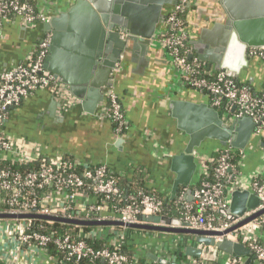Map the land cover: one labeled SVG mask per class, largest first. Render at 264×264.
Masks as SVG:
<instances>
[{
  "label": "built area",
  "instance_id": "built-area-1",
  "mask_svg": "<svg viewBox=\"0 0 264 264\" xmlns=\"http://www.w3.org/2000/svg\"><path fill=\"white\" fill-rule=\"evenodd\" d=\"M33 1L36 2L35 6ZM38 1L0 0V29L12 19H19L24 27L31 30L49 23L52 15L40 10ZM196 2L177 0L154 43L165 52L185 87L201 92L227 124L251 119L255 124L254 138L264 142V91L254 92L241 83L234 73L224 69L211 72L198 59L190 58L191 43L185 17ZM51 38L50 33L40 35L26 62L0 74V214H35L79 221H119L124 224L139 223L140 218L147 215L166 216L165 203L155 194L141 193L138 198L131 197L125 206H112V202L123 197V192L117 183V175L108 166H89L64 155L51 158L41 148L30 146L7 132L10 108L19 107L38 90L64 89L63 84L44 67ZM247 54L264 60V48H252ZM108 99L105 117L113 124L116 133L124 135L129 130V123L122 104L112 90L108 92ZM74 101L77 102L76 99ZM230 149L233 148L221 150L223 154L219 157L214 154L203 156L200 181L193 190L192 201L187 200V194L178 199V204L185 211L180 220L189 229L216 233L205 236L215 243L231 241L244 245L251 251L252 264H264V213L234 229L239 223L264 210V175L256 174L250 177L249 183H245L240 170L243 153L239 150L242 157L236 168L229 161ZM37 161L40 163L38 168L25 172L14 171L6 165V162L27 165ZM211 171L214 182L207 180L212 175ZM232 191H249L258 197L259 206L228 221L220 211L230 210ZM32 221L0 220V243L9 240L14 256L8 259L0 254V264H17L22 259L21 253L34 259L31 264H36L41 257L52 260V264H61L57 257L51 255V247L64 255V261L76 263L101 260L105 264H157L147 257V254L153 253L178 264H246L245 258L200 243L192 235L160 233L166 236L167 242L154 246L153 252L147 246L148 242L141 244L138 241L139 238L148 239L147 232L140 231L132 236V246L126 252L123 249L124 239L128 236L126 227H99L88 232L80 229L77 233L68 232L58 236L35 230ZM88 241H103L106 247L96 248ZM189 248L200 250V257L186 255ZM178 253L186 258L178 262L175 258Z\"/></svg>",
  "mask_w": 264,
  "mask_h": 264
},
{
  "label": "crops",
  "instance_id": "crops-1",
  "mask_svg": "<svg viewBox=\"0 0 264 264\" xmlns=\"http://www.w3.org/2000/svg\"><path fill=\"white\" fill-rule=\"evenodd\" d=\"M221 1L197 0L185 17L190 35V55L211 72L220 68L215 65L210 68L208 61L200 59V54L211 57L208 47L199 49L200 38L203 33H211L216 24L226 21ZM37 4L40 10L47 11L52 18L67 12L71 5L65 0H40ZM163 7L162 15L166 17L173 5L164 4ZM163 27V23L157 26L156 35ZM42 34V30L25 29L19 19L6 23L0 29V74L24 63ZM234 49L235 46L231 51L239 56ZM122 53L108 81L110 87H104V90L99 87L88 88L82 93L81 99L74 97L70 87L65 85L64 89L57 91L38 90L19 107L11 110L6 123L7 132L23 139L30 146L41 148L51 158L64 155L89 166L106 165L128 183L129 189H133L136 180L141 177L145 189L172 201L181 191L187 194V188L182 187L174 194L177 173L172 170V159L185 151L189 137L177 127L170 103L180 98L207 103V98L201 92L185 87L165 52L157 44L146 49L137 44L135 49L129 43ZM237 58L234 62L232 58L224 59L234 70L236 78L256 92L264 91V60L248 54ZM54 65L58 66L57 63ZM110 90L117 94L129 123V130L124 135L116 133L113 124L105 117ZM224 148L233 147L228 145ZM224 148L215 141H207L196 151L197 169L191 189L194 190L199 184L203 156H210ZM240 151L244 157L240 169L242 180L249 183L250 177L264 175V142L253 135L245 149ZM233 193L230 194L231 200ZM145 232L148 239L139 238L138 241L141 244L148 242L147 246L153 252L154 246L167 242L166 236L160 232ZM0 254L8 259L14 258L9 240L0 243ZM21 257L17 264H31L34 261L24 253H21ZM47 262L53 263L41 257L36 264Z\"/></svg>",
  "mask_w": 264,
  "mask_h": 264
},
{
  "label": "water",
  "instance_id": "water-1",
  "mask_svg": "<svg viewBox=\"0 0 264 264\" xmlns=\"http://www.w3.org/2000/svg\"><path fill=\"white\" fill-rule=\"evenodd\" d=\"M70 2L67 1V4H71L67 12L52 18L49 23L37 27L35 31L52 33L50 56L45 61V69L63 85L69 86L70 93L74 97L81 99L82 93L88 88L99 87L104 90V87L111 86L108 81L129 43H132L135 49L137 44L143 49L150 48L154 44L157 26L165 23L166 17L162 15L164 4L174 7L177 0H75ZM221 5L227 19L224 23L216 24L212 32L208 33L210 36L213 35L211 39L208 34H202L199 49L208 47L211 57L200 54V59L208 61L210 68L215 65L216 68L234 73L230 65L224 61L226 57L232 58L234 62L238 59L237 57H246L252 48H264V0H222ZM234 46V52L239 56L231 51ZM190 56L193 58V55ZM90 92L93 93V90ZM13 109L10 108V110ZM170 109L172 117L177 121V127L189 137L185 151L172 159V170L177 173L173 191L176 194L181 187L187 188L189 195L187 200L191 202L193 189L190 186L197 169L196 151L207 141H215L223 148L230 145L235 150H243L253 137L255 124L247 118L227 124L218 111L208 103L193 102L185 98L171 101ZM259 203L258 197L249 191H236L233 193L230 210H221L220 214L228 221H233L237 216L243 215L246 210L257 208ZM263 213L264 210L260 211L239 223L234 229L247 224ZM12 219H41L77 226L126 227L140 231L192 235L196 236L200 243L214 246L227 254L245 258L246 264H252L251 251L244 245L231 241L215 243L213 239L205 236H213L216 233L189 229L180 219L169 216L147 215L141 217L139 223L124 224L119 221H79L35 214H0V220ZM185 254L199 258L201 251L189 248ZM215 256L216 254L213 258ZM147 257L157 264H178L153 253L147 254Z\"/></svg>",
  "mask_w": 264,
  "mask_h": 264
},
{
  "label": "trees",
  "instance_id": "trees-1",
  "mask_svg": "<svg viewBox=\"0 0 264 264\" xmlns=\"http://www.w3.org/2000/svg\"><path fill=\"white\" fill-rule=\"evenodd\" d=\"M32 4L35 6L36 2H32ZM244 85L248 86L249 88H251L248 84L243 83ZM252 89V88H251ZM254 92L255 90L252 89ZM223 154V151H217L216 153H214L215 157H219ZM229 155V161L230 163L235 166L236 168L239 167L240 164V160H241V153L239 150H235V149H230L228 152ZM66 158H70L65 156ZM39 161L37 162H33L27 165H20L18 163H11V162H6V165L8 167H10L11 169H13L14 171H18V172H25V171H30L34 168H38L39 166ZM212 175H210L207 180L214 182L215 181V177L213 172L211 171ZM116 180L117 183L119 185V187L121 188L122 192H123V197L121 199L115 200V202H112L111 205L115 206V205H119V206H125L127 205V203H129L130 198L131 197H135L138 198V196L142 193V194H155L157 195L159 198L163 199L165 206H164V215L169 216L171 218H177V219H183L184 217V209H182V206H180L178 204V199L181 198V196L185 195V192L181 191L180 193H178V196L174 199V200H170V199H166L164 198L163 195L158 194L156 192H151L147 189L144 188L143 186V180H141V177L139 178V180H136L135 184H134V188L133 189H129L128 188V183L124 180H122L119 176H116ZM127 191H130L129 193H127ZM34 223V229L41 232V233H46V234H50V233H55L58 236H62L68 232H72V233H77V231H79L80 229H83L84 231H90L94 228H105V229H109L112 226H82V227H76L75 225H71V224H65V223H61V222H54L53 223H49L45 220H41V219H34L32 221ZM44 227V228H42ZM121 227H116V229H120ZM140 232V230H135V229H127V237L124 239V244H123V249L126 252H129V248L130 246H132L131 244L133 243L132 241V236L133 235H138V233ZM88 243L96 248H104L106 247L105 242L103 241H88ZM52 256L57 257L60 261L61 264H105L104 262H102L101 260L99 261H95V262H90L88 260H83L79 263H76L75 261H64V255L59 252L58 250H56L54 247H51V251H50ZM131 254V252L129 253ZM176 260L182 261L186 258V256L184 254L180 255L179 253L175 255Z\"/></svg>",
  "mask_w": 264,
  "mask_h": 264
}]
</instances>
